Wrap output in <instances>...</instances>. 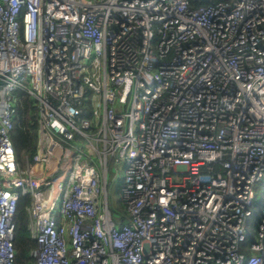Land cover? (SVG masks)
<instances>
[{
	"label": "built area",
	"instance_id": "built-area-1",
	"mask_svg": "<svg viewBox=\"0 0 264 264\" xmlns=\"http://www.w3.org/2000/svg\"><path fill=\"white\" fill-rule=\"evenodd\" d=\"M261 181L264 0H0V264L24 196L32 264H264Z\"/></svg>",
	"mask_w": 264,
	"mask_h": 264
},
{
	"label": "trees",
	"instance_id": "trees-1",
	"mask_svg": "<svg viewBox=\"0 0 264 264\" xmlns=\"http://www.w3.org/2000/svg\"><path fill=\"white\" fill-rule=\"evenodd\" d=\"M16 97V116L14 119V129L12 139L16 151V157L20 164L25 165L30 161L37 151L38 141V104L35 98L24 90H17ZM121 204L114 205L118 213L113 216L118 221L127 219L126 206L122 200ZM30 204L29 196L20 199L16 212V231H15V264H32L35 259L31 252L37 247L36 240L32 237L29 228V216L26 208Z\"/></svg>",
	"mask_w": 264,
	"mask_h": 264
},
{
	"label": "rangeland",
	"instance_id": "rangeland-1",
	"mask_svg": "<svg viewBox=\"0 0 264 264\" xmlns=\"http://www.w3.org/2000/svg\"><path fill=\"white\" fill-rule=\"evenodd\" d=\"M118 166L117 165H115V163H113L112 164V166H111V168L112 169H114L112 172H115L118 168H117ZM119 170V169H118ZM119 174H118V177L116 178V180H115V182H118V184H120L121 183V181H122V179H123V173H124V171H123V169H120L119 171ZM118 184L116 183V184H114L113 186H112V193H111V196H112V199H111V208H112V211L114 212V213H118L114 208V205H116L117 203H118V205H120L121 204V201L120 200H122L121 199V195H120V189H119V186H118ZM262 185H264V181H261L260 183H259V186H262ZM264 201V198L262 199V202ZM260 208L259 207H256L255 209H254V216H252L251 218H250V225H251V228H252V231H254V232H256V218L260 215Z\"/></svg>",
	"mask_w": 264,
	"mask_h": 264
},
{
	"label": "water",
	"instance_id": "water-1",
	"mask_svg": "<svg viewBox=\"0 0 264 264\" xmlns=\"http://www.w3.org/2000/svg\"><path fill=\"white\" fill-rule=\"evenodd\" d=\"M205 1H208V0H205Z\"/></svg>",
	"mask_w": 264,
	"mask_h": 264
}]
</instances>
